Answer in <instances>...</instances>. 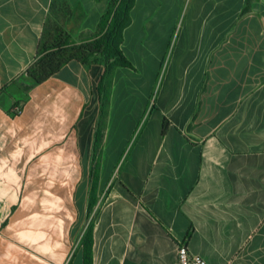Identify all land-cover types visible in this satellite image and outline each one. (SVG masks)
<instances>
[{
  "label": "crops",
  "instance_id": "obj_1",
  "mask_svg": "<svg viewBox=\"0 0 264 264\" xmlns=\"http://www.w3.org/2000/svg\"><path fill=\"white\" fill-rule=\"evenodd\" d=\"M112 1L0 0V264H264V0H135L104 109L103 62L34 84Z\"/></svg>",
  "mask_w": 264,
  "mask_h": 264
},
{
  "label": "trees",
  "instance_id": "obj_2",
  "mask_svg": "<svg viewBox=\"0 0 264 264\" xmlns=\"http://www.w3.org/2000/svg\"><path fill=\"white\" fill-rule=\"evenodd\" d=\"M134 4L135 0H113L103 17L101 31L90 40L72 41L61 29L56 30V38L50 39L52 31L46 27L36 60L27 71L29 78L34 84H40L57 75L70 62L76 61L86 66L103 62L106 70L98 91L104 109L106 103L103 98L107 96V84L114 70L117 67H131L120 45L123 31L131 23L130 12ZM84 247L85 264H93L90 234L85 239Z\"/></svg>",
  "mask_w": 264,
  "mask_h": 264
},
{
  "label": "built area",
  "instance_id": "obj_3",
  "mask_svg": "<svg viewBox=\"0 0 264 264\" xmlns=\"http://www.w3.org/2000/svg\"><path fill=\"white\" fill-rule=\"evenodd\" d=\"M177 262L178 264H208L202 257L192 254L184 241L178 242Z\"/></svg>",
  "mask_w": 264,
  "mask_h": 264
},
{
  "label": "rangeland",
  "instance_id": "obj_4",
  "mask_svg": "<svg viewBox=\"0 0 264 264\" xmlns=\"http://www.w3.org/2000/svg\"><path fill=\"white\" fill-rule=\"evenodd\" d=\"M161 79H162V75L160 76V79L158 80V82L156 83V86H155V90L152 92V94H151V96H150V98H151V103L150 104H152L153 103V100L157 97V95H158V92H159V90H160V83H161ZM97 190H96V188L94 187L93 188V190H92V194H91V202H90V204L92 205V207H91V205H90V209H91V215H93V212H94V210H95V207H96V205H97V201H98V198H97Z\"/></svg>",
  "mask_w": 264,
  "mask_h": 264
}]
</instances>
